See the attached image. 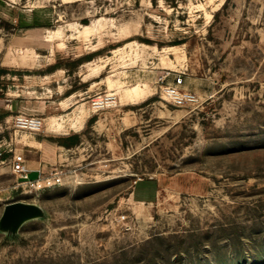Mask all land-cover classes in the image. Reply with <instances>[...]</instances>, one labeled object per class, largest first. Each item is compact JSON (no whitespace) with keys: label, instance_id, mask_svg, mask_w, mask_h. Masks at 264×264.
Instances as JSON below:
<instances>
[{"label":"rangeland","instance_id":"rangeland-1","mask_svg":"<svg viewBox=\"0 0 264 264\" xmlns=\"http://www.w3.org/2000/svg\"><path fill=\"white\" fill-rule=\"evenodd\" d=\"M0 264H264V0H0Z\"/></svg>","mask_w":264,"mask_h":264},{"label":"built area","instance_id":"built-area-1","mask_svg":"<svg viewBox=\"0 0 264 264\" xmlns=\"http://www.w3.org/2000/svg\"><path fill=\"white\" fill-rule=\"evenodd\" d=\"M172 74L174 76L172 80H170ZM157 84L159 85L161 97L174 106L183 107L187 105H194L198 102L197 95L185 88L182 73L168 71L164 75L158 77ZM109 98L110 97H106V100ZM101 101L103 102V99ZM94 104L98 105L100 104V101H94ZM15 123L16 126L31 131H39L42 127V121L36 117L19 116L16 118ZM25 161L26 159L24 155L15 154L13 158V170L16 173H19L26 180V182H31V179L29 178L30 174L25 167ZM62 182V174L57 173L50 177L43 178L40 181H33L32 185L40 189L44 187L60 185Z\"/></svg>","mask_w":264,"mask_h":264},{"label":"water","instance_id":"water-1","mask_svg":"<svg viewBox=\"0 0 264 264\" xmlns=\"http://www.w3.org/2000/svg\"><path fill=\"white\" fill-rule=\"evenodd\" d=\"M34 212L33 205L25 203H13L6 207L5 219L12 224H20L30 218Z\"/></svg>","mask_w":264,"mask_h":264}]
</instances>
